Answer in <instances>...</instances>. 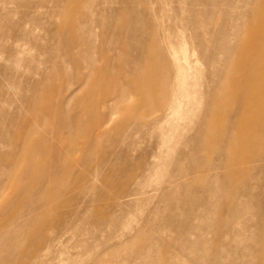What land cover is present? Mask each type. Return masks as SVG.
Returning <instances> with one entry per match:
<instances>
[{
    "label": "rangeland",
    "instance_id": "rangeland-1",
    "mask_svg": "<svg viewBox=\"0 0 264 264\" xmlns=\"http://www.w3.org/2000/svg\"><path fill=\"white\" fill-rule=\"evenodd\" d=\"M0 264H264V0H0Z\"/></svg>",
    "mask_w": 264,
    "mask_h": 264
}]
</instances>
